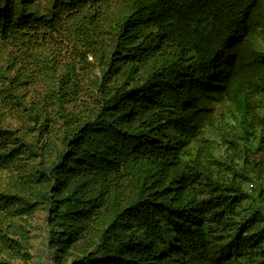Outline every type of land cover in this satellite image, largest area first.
I'll return each instance as SVG.
<instances>
[{"label": "trees", "instance_id": "16d2710c", "mask_svg": "<svg viewBox=\"0 0 264 264\" xmlns=\"http://www.w3.org/2000/svg\"><path fill=\"white\" fill-rule=\"evenodd\" d=\"M37 213L45 264H264V0H0V264Z\"/></svg>", "mask_w": 264, "mask_h": 264}, {"label": "rangeland", "instance_id": "374dc122", "mask_svg": "<svg viewBox=\"0 0 264 264\" xmlns=\"http://www.w3.org/2000/svg\"><path fill=\"white\" fill-rule=\"evenodd\" d=\"M90 60V58H89ZM33 238H32V250H31V260L28 264H45V259H40V256L43 252V236H42V228L43 227V215L41 213H37L36 218L33 222Z\"/></svg>", "mask_w": 264, "mask_h": 264}]
</instances>
